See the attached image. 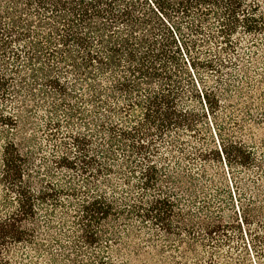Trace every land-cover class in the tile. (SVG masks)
<instances>
[{"label": "trees", "instance_id": "1", "mask_svg": "<svg viewBox=\"0 0 264 264\" xmlns=\"http://www.w3.org/2000/svg\"><path fill=\"white\" fill-rule=\"evenodd\" d=\"M0 264H264V0H0Z\"/></svg>", "mask_w": 264, "mask_h": 264}]
</instances>
